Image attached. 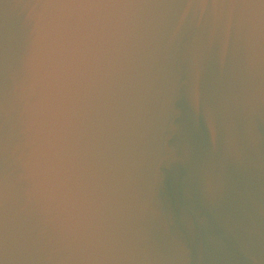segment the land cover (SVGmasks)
<instances>
[{
  "label": "water",
  "instance_id": "95a60500",
  "mask_svg": "<svg viewBox=\"0 0 264 264\" xmlns=\"http://www.w3.org/2000/svg\"><path fill=\"white\" fill-rule=\"evenodd\" d=\"M0 264H264V0H0Z\"/></svg>",
  "mask_w": 264,
  "mask_h": 264
}]
</instances>
